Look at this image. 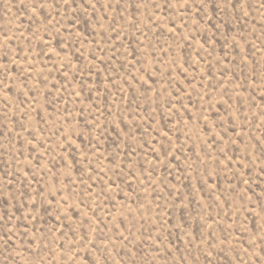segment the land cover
<instances>
[{
    "label": "rangeland",
    "instance_id": "1",
    "mask_svg": "<svg viewBox=\"0 0 264 264\" xmlns=\"http://www.w3.org/2000/svg\"><path fill=\"white\" fill-rule=\"evenodd\" d=\"M0 264H264V0H0Z\"/></svg>",
    "mask_w": 264,
    "mask_h": 264
}]
</instances>
